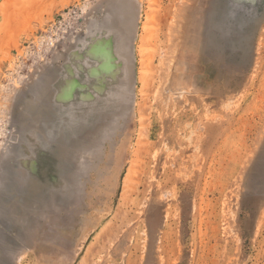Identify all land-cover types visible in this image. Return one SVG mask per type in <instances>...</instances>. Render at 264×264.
<instances>
[{
	"label": "rangeland",
	"instance_id": "374dc122",
	"mask_svg": "<svg viewBox=\"0 0 264 264\" xmlns=\"http://www.w3.org/2000/svg\"><path fill=\"white\" fill-rule=\"evenodd\" d=\"M0 264H264V0H0Z\"/></svg>",
	"mask_w": 264,
	"mask_h": 264
},
{
	"label": "bare ground",
	"instance_id": "6f19581e",
	"mask_svg": "<svg viewBox=\"0 0 264 264\" xmlns=\"http://www.w3.org/2000/svg\"><path fill=\"white\" fill-rule=\"evenodd\" d=\"M89 48H90V47H89ZM101 49H102V47H101ZM102 50H103V49H102ZM85 51H86V50H84V52H85ZM87 51H88V50H87ZM104 51H105V50H104ZM102 53H103V51H102ZM82 54H87V53H82ZM80 55H81V54H80ZM77 56H78V55H77ZM87 56H88V55H87ZM81 57H82V56H81ZM84 57H85V56H84ZM84 57H83V58H84ZM88 57H89V56H88ZM91 57H92V56H91ZM101 57H102V56H101ZM101 57H99V58H101ZM83 58H82V60H83ZM97 58H98V57H97ZM97 58H95V59H97ZM75 59H77V57H76ZM91 59H92V58H91ZM103 59H104V58H103ZM93 60H94V59H93ZM101 60H102V59H101ZM106 60H107V58H106ZM74 61H75V60H74ZM74 61H73V62H74ZM77 61H79V60H77ZM90 62H91V61H90ZM76 63H77V62H76ZM96 63H97V62H96ZM101 64H102V63H101ZM101 64H100L99 66H101ZM77 65H78V64H77ZM102 65H104L103 67H105V62H104V64H102ZM78 66H79V65H78ZM83 66H84V65H83ZM83 66H82V67H83ZM99 66H98V67H99ZM103 67H102V68H103ZM70 68H71V67H70ZM85 69H86V68H85ZM100 69H101V68H100ZM104 69H105V70H108L107 68H104ZM104 69H103V71H105ZM88 71H89V69H88ZM90 71H91V70H90ZM90 71H89V73H90ZM97 71H98V70H97ZM69 72H70V71H69ZM106 72H107V71H106ZM99 73H100V72H99ZM71 74H72V73H71ZM111 74H112V73H111ZM107 75H108V74H107ZM109 75H110V74H109ZM112 75H113V74H112ZM90 76H91V75H90ZM110 76H111V75H110ZM111 78H112V77H111ZM81 79H82V78H81ZM97 81H98V80H97ZM69 83H70V82H69ZM69 83H68V84H69ZM68 84H67V85H68ZM64 87H65V86H64ZM66 87H67V86H66ZM83 87L86 88V85H83ZM93 87H94L95 89H94L91 93L94 94V95L96 96V95H97V90H98V85L94 84ZM100 88H101V87H100ZM63 89H64V88H63ZM62 91H63V90H62ZM65 91H66V90H65ZM86 91H87V90H85L84 93H86ZM60 94H61V93H60ZM87 94H88V93H87ZM87 94H85V95L87 96ZM88 95H89V94H88ZM90 95H91V94H90ZM59 96H60V95H59ZM69 97H70V96H69ZM69 97H68V98H69ZM85 98H86V97H85ZM87 98H88V96H87ZM60 99H63L62 96H61ZM66 99H67V98H66Z\"/></svg>",
	"mask_w": 264,
	"mask_h": 264
}]
</instances>
